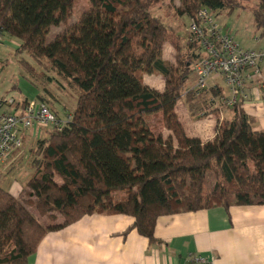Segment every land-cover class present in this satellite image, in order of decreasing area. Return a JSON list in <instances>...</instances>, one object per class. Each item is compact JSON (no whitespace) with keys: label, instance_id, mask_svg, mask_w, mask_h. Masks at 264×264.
<instances>
[{"label":"trees","instance_id":"16d2710c","mask_svg":"<svg viewBox=\"0 0 264 264\" xmlns=\"http://www.w3.org/2000/svg\"><path fill=\"white\" fill-rule=\"evenodd\" d=\"M73 1L0 0V37L18 40L15 52L32 60H20L24 69L48 81L52 71L78 89L65 125L36 142L23 198L0 186V264H27L44 234L85 215H129L153 243L159 216L264 204V131L253 129L243 100L230 106L231 119L217 120L207 141L187 136L178 119L180 99L195 116L213 105L206 95L184 90L200 45L171 36L149 11L157 0H88L77 21L44 44L50 27L67 21ZM180 1V13L190 18L201 8L232 11L255 1L253 22L264 35V0ZM168 41L173 62L163 56ZM144 73L161 75L163 89L144 84ZM210 93L220 97L221 88ZM157 113L166 134L152 130L150 116ZM210 169L214 182L204 196ZM118 190L126 195L115 198ZM28 202L38 215L59 214L62 221L43 225Z\"/></svg>","mask_w":264,"mask_h":264},{"label":"crops","instance_id":"0c3cea01","mask_svg":"<svg viewBox=\"0 0 264 264\" xmlns=\"http://www.w3.org/2000/svg\"><path fill=\"white\" fill-rule=\"evenodd\" d=\"M168 43L173 50V62L174 49ZM7 44L15 48L18 45L11 41ZM167 48L164 54L171 56V49L169 51ZM159 84L164 85L162 79ZM211 88H221V95H224L217 79H213L208 83L207 94H204L207 99L216 97L211 95ZM16 90L20 95L19 100L8 110L18 109L19 104L27 100L39 99L58 118L64 119L72 113L60 116L55 107L48 105L49 99L38 88L21 97V90L15 86L0 97L13 95ZM245 94L242 106L254 117V123L260 126L264 122V101L261 100L260 88L247 84ZM212 104L211 107L220 114L217 120L231 119L225 114L222 116L223 109L230 107H223L217 101ZM32 129L37 133L34 130L36 128H30L24 133V138ZM214 133L215 127L206 140L199 135L194 137L207 141L213 138ZM19 154L11 156L2 164V171L12 167ZM133 222L134 219L125 214L85 215L59 230L44 234L35 252L28 257L27 264H182L194 255H202L210 259L212 264H264V204L232 205L227 210L212 207L159 216L154 228L153 243L136 231Z\"/></svg>","mask_w":264,"mask_h":264},{"label":"rangeland","instance_id":"374dc122","mask_svg":"<svg viewBox=\"0 0 264 264\" xmlns=\"http://www.w3.org/2000/svg\"><path fill=\"white\" fill-rule=\"evenodd\" d=\"M241 3H243L244 7H239L238 5L232 11H229L230 9H221L215 12L209 11V13L213 17L214 22L220 25L223 31H227L242 48L254 50L256 52L264 51V35L261 34L262 32L260 30L256 29L253 22L252 11L250 9V7L255 4V1H243ZM148 7L153 16L159 17L164 25L170 28L171 36H174L180 43L185 44L188 39L187 25L190 17L186 14L180 13L179 8L182 7L181 1L157 0L150 3ZM88 8V0H74L71 14L67 21L52 25L44 38V44L50 43L57 34L63 32L69 25L77 21L80 15ZM8 41H11L16 45L18 43L16 38L9 35L4 34L0 37V95L6 94L11 88H15V86H18L21 90V97L24 94H28L29 91L34 92L33 89L38 88L41 90L42 95L49 99L50 102L48 105L53 108L55 107L60 116L72 112L78 95V89L72 80L54 75V73L49 70L46 71V75H49L52 79L54 78L52 81H48L45 76L43 78L41 76L38 77L36 74L31 75L20 63L21 59H25L29 63L32 62L29 55L26 52L22 54L15 52L16 48L10 47L7 44ZM168 42L164 44L163 56L172 61L173 50ZM166 46L169 51L171 49V56L170 54H164ZM35 70L40 72V68H35ZM161 79L163 80L162 76L157 74L144 73L142 76L144 84L156 88L157 90L163 89V85L159 84L161 83ZM195 81L196 75L192 71L184 84V90L193 87ZM217 82L221 85L224 96H229V90L225 82H223L221 78H217ZM18 96L20 95L17 90L13 92V98L15 101L19 100ZM177 106L178 109L176 108V113L187 136L194 137L199 135L203 140H206L212 135L216 120L218 117L220 118L217 109L214 110L215 108L210 107L207 109L206 115L195 116L188 112L183 103V99L178 101ZM223 114H225L227 118H231V108L223 109L222 116ZM150 122L152 123V130L155 133H166L159 113L150 116ZM35 128L36 129L34 130H36L37 133L35 131L33 132L32 129L30 130L29 135L24 138L21 152L19 154L20 156L12 167L2 171L1 167L3 165H0V186L4 189L10 190L20 199L23 198V194L26 190V182L33 173L30 162L33 158L32 151L35 148L36 141L38 138L46 137L47 130H50L51 127L49 125L46 127ZM253 129L264 131V122H261L260 126L259 124L256 125L254 123ZM213 182L214 174L213 170L210 169L207 171L203 181L204 196L208 193ZM113 195L115 198H121L126 195V191H114ZM27 208L32 214L39 218L43 225L59 223L62 221V217L59 214H56L55 218H50V215H38L34 205L29 202L27 203Z\"/></svg>","mask_w":264,"mask_h":264},{"label":"built area","instance_id":"2783aa9c","mask_svg":"<svg viewBox=\"0 0 264 264\" xmlns=\"http://www.w3.org/2000/svg\"><path fill=\"white\" fill-rule=\"evenodd\" d=\"M209 11L207 8L199 9L196 18H190L187 25L188 39L201 48L199 56L192 62L196 75L193 91L205 94L209 80L221 78L228 87L229 96L210 97L209 101L233 106L246 98V84L259 85L261 99L264 100V51L242 48L214 22ZM15 104L12 94L0 97V165L21 152L24 133L28 129L50 125L59 130L69 118H58L46 104L36 99L19 104L14 111L8 110ZM182 264H212V261L202 255H194Z\"/></svg>","mask_w":264,"mask_h":264}]
</instances>
